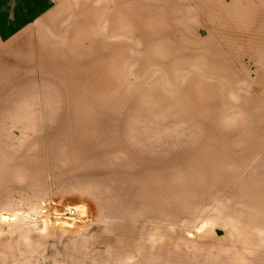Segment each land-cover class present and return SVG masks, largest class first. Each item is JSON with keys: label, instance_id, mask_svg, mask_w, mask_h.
Wrapping results in <instances>:
<instances>
[{"label": "rangeland", "instance_id": "obj_1", "mask_svg": "<svg viewBox=\"0 0 264 264\" xmlns=\"http://www.w3.org/2000/svg\"><path fill=\"white\" fill-rule=\"evenodd\" d=\"M187 9L0 40V264H264V27Z\"/></svg>", "mask_w": 264, "mask_h": 264}, {"label": "crops", "instance_id": "obj_2", "mask_svg": "<svg viewBox=\"0 0 264 264\" xmlns=\"http://www.w3.org/2000/svg\"><path fill=\"white\" fill-rule=\"evenodd\" d=\"M190 6V19L203 27H264V0H0V40H11L28 28L55 20L61 10L71 13L72 21L108 20L110 28H135L139 20H167L169 26L181 27ZM82 12H88L86 17L78 15Z\"/></svg>", "mask_w": 264, "mask_h": 264}, {"label": "built area", "instance_id": "obj_3", "mask_svg": "<svg viewBox=\"0 0 264 264\" xmlns=\"http://www.w3.org/2000/svg\"><path fill=\"white\" fill-rule=\"evenodd\" d=\"M76 213V208L68 209V214L74 215Z\"/></svg>", "mask_w": 264, "mask_h": 264}]
</instances>
